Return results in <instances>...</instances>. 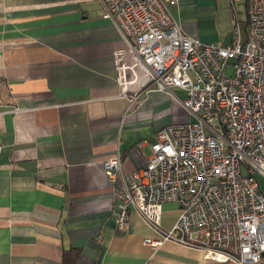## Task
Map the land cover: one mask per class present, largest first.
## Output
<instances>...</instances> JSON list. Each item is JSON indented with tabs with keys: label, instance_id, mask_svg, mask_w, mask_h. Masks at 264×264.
<instances>
[{
	"label": "crops",
	"instance_id": "crops-1",
	"mask_svg": "<svg viewBox=\"0 0 264 264\" xmlns=\"http://www.w3.org/2000/svg\"><path fill=\"white\" fill-rule=\"evenodd\" d=\"M237 4L178 0L172 12L185 35L217 44ZM125 48L98 0H0V264H218L172 242L148 248L154 233L134 211L117 229L103 161L118 150L131 174L157 131L191 119L153 90L131 104L139 85L124 96L117 82ZM177 215L164 204L162 227Z\"/></svg>",
	"mask_w": 264,
	"mask_h": 264
},
{
	"label": "built area",
	"instance_id": "built-area-1",
	"mask_svg": "<svg viewBox=\"0 0 264 264\" xmlns=\"http://www.w3.org/2000/svg\"><path fill=\"white\" fill-rule=\"evenodd\" d=\"M98 1L126 46L117 81L123 95L135 84L140 89L131 104L148 90L167 94L191 118L157 131L144 166L131 174L118 150L103 161L121 199L117 229L134 211L154 233L143 240L152 250L172 242L218 264H258L264 256V0H249L244 40L236 21L225 47L184 34L172 12L178 0ZM167 203L178 215L164 229Z\"/></svg>",
	"mask_w": 264,
	"mask_h": 264
},
{
	"label": "rangeland",
	"instance_id": "rangeland-1",
	"mask_svg": "<svg viewBox=\"0 0 264 264\" xmlns=\"http://www.w3.org/2000/svg\"><path fill=\"white\" fill-rule=\"evenodd\" d=\"M243 1L244 0H241L239 2V4H237L234 7V9L236 10L237 18L239 20L238 22H239V26L241 29V37L244 40L248 11H247V8H245V6H244ZM234 28H235V22L233 23L232 28H227L226 25L223 26V28L219 34V37L217 38V44H214V45L219 46V47H225V46L231 44L233 37H234ZM217 29H218L217 27L214 28L213 24H210L207 27V30H209L212 33L216 32ZM230 63H232V62H230ZM232 72H233L232 68L230 66H228L225 70V75L231 76ZM259 181H260V185L264 191V180L259 178Z\"/></svg>",
	"mask_w": 264,
	"mask_h": 264
},
{
	"label": "trees",
	"instance_id": "trees-1",
	"mask_svg": "<svg viewBox=\"0 0 264 264\" xmlns=\"http://www.w3.org/2000/svg\"><path fill=\"white\" fill-rule=\"evenodd\" d=\"M243 3H244L245 8H247V11H248L249 10V5H250L249 0H244Z\"/></svg>",
	"mask_w": 264,
	"mask_h": 264
}]
</instances>
